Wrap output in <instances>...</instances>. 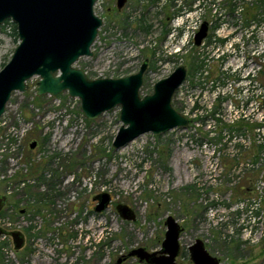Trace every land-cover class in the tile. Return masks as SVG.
<instances>
[{
  "label": "rangeland",
  "instance_id": "rangeland-1",
  "mask_svg": "<svg viewBox=\"0 0 264 264\" xmlns=\"http://www.w3.org/2000/svg\"><path fill=\"white\" fill-rule=\"evenodd\" d=\"M95 12L103 25L93 55L75 66L118 78L148 59L145 95L183 64L188 77L173 105L196 110L194 123L115 149L120 106L87 119L68 92L37 100L32 77L0 118V191H10L0 219L27 236L20 250L0 238V264H146L127 254L159 249L170 215L184 228L181 264L198 238L221 264H264V0H128L121 10L97 0ZM204 22L208 36L197 46ZM4 25L0 70L19 44ZM104 192L113 200L98 213L93 198ZM118 203L136 219H123Z\"/></svg>",
  "mask_w": 264,
  "mask_h": 264
},
{
  "label": "water",
  "instance_id": "water-1",
  "mask_svg": "<svg viewBox=\"0 0 264 264\" xmlns=\"http://www.w3.org/2000/svg\"><path fill=\"white\" fill-rule=\"evenodd\" d=\"M97 0H0V25L6 20L16 24L19 44L10 61L0 70V118L6 111L14 92H27L28 81L37 76L34 91L37 96H57L68 92L81 101V110L87 119H96L116 106L121 107L120 126L113 147L120 149L139 136L152 132L160 135L175 128H187L192 120L173 105V97L187 78L183 64L154 84L152 93L142 95L148 59L136 73L112 78H90L86 71L75 66L83 56H92V46L103 25V18L96 14ZM128 0H117L121 10ZM208 22H204L195 34V44L201 45L208 34ZM1 139V134H0ZM35 142L31 144L33 148ZM96 212L108 208L112 201L109 193L97 194ZM7 196L0 195V210ZM116 209L125 220L133 221L136 213L128 204L118 203ZM167 230L162 248L148 251L143 247L128 255L136 256L147 264H179L176 261L181 250L180 237L184 228L173 216L165 220ZM10 236L14 248L25 246V234L21 230H8L0 226V238ZM192 264H221L219 258L206 248L198 238L189 246ZM119 258L116 264H122Z\"/></svg>",
  "mask_w": 264,
  "mask_h": 264
},
{
  "label": "flooded vegetation",
  "instance_id": "flooded-vegetation-1",
  "mask_svg": "<svg viewBox=\"0 0 264 264\" xmlns=\"http://www.w3.org/2000/svg\"><path fill=\"white\" fill-rule=\"evenodd\" d=\"M194 1H196V2H199V0H194ZM197 6H199V4H197ZM208 26H209V24H208ZM208 31H209V29H208ZM197 33V32H196ZM195 33V34H196ZM207 36H208V34H207ZM206 36V37H207ZM205 37V38H206ZM204 38V39H205ZM194 39H195V35H194ZM203 39V40H204ZM202 43H203V41H202ZM201 43V44H202ZM200 46V45H199ZM149 65V64H148ZM148 69V68H147ZM187 70H188V68H187ZM146 74V73H145ZM187 77H188V75H187ZM144 79H145V77H144ZM185 82V81H184ZM183 85V84H182ZM179 90V89H178ZM178 90L176 91V92H178ZM176 94V93H175ZM191 115H193V116H196V110L194 111V112H192V114ZM188 118H190L191 120H192V123H191V125L193 124V122H194V119H193V117H188ZM36 143V145L33 147V148H35L36 146H37V142H35ZM32 148V147H31ZM32 148V149H33ZM27 193V192H26ZM0 195H5V196H7V201L4 203V205H3V207H2V209L0 210V214H3V212H4V210H5V208H6V206H7V202H8V200H9V197H10V191H8L7 193L6 192H3V191H0ZM96 196V195H95ZM95 196H94V198H95ZM93 198V199H94ZM112 200H113V198H112ZM94 201L96 202V205H97V203H98V201L97 200H95L94 199ZM112 202V201H111ZM95 205V206H96ZM109 207V206H108ZM94 210H95V207H94ZM103 212V211H102ZM16 213L19 215V216H23L24 214H26L27 213V208H20V209H18V211H17V209H16ZM98 213H101V212H98ZM183 232V231H182ZM24 233V232H23ZM25 234V233H24ZM27 238V236H26V234H25V239ZM163 242V241H162ZM25 243H26V240H25ZM181 243V242H180ZM190 246V245H189ZM139 248V247H138ZM144 248V247H143ZM162 248V243H161V247L159 248V249H154V250H148V251H157V250H160ZM136 249V248H135ZM146 249V248H145ZM181 249H182V244H181ZM134 250V249H133ZM208 250V249H207ZM132 251V250H131ZM130 251V252H131ZM188 251H189V247H188ZM129 252V253H130ZM128 253V254H129ZM180 253H181V250H180ZM180 253H179V255H180ZM127 254V257H136V256H129ZM179 255L177 256V258H176V261L179 263V264H181L179 261H178V257H179ZM124 259H123V261H122V264L125 262V260L127 259L126 257H123ZM189 258H190V253H189ZM220 260V259H219ZM140 261V260H139ZM141 262V261H140ZM144 263H146L145 261H143ZM143 262H141V263H143ZM117 263V262H116ZM221 263V262H220ZM147 264V263H146ZM188 264H192V262H191V259H190V262L188 263Z\"/></svg>",
  "mask_w": 264,
  "mask_h": 264
},
{
  "label": "built area",
  "instance_id": "built-area-1",
  "mask_svg": "<svg viewBox=\"0 0 264 264\" xmlns=\"http://www.w3.org/2000/svg\"><path fill=\"white\" fill-rule=\"evenodd\" d=\"M263 46V45H262ZM264 47V46H263ZM253 50H254V47L252 46V49H251V53L252 54H254V53H256V52H253ZM262 52H264V48H263V50H262ZM250 76V74L248 73L247 74V76L246 77H249ZM259 85H258V83H257V81L255 80V79H253V87H258ZM224 93V92H223ZM184 115L185 116H187V117H193V119H194V117L195 116H193V115H189V113H184ZM197 115V114H196ZM194 123V122H193ZM17 136V135H16ZM6 141H9V140H11V139H9V138H6L5 139ZM1 143H2V140H1ZM9 145H11L12 146V149L13 150H16V145L15 144H13V141L12 142H10V143H8ZM4 146H6V144H4ZM5 148H2V151L4 150ZM0 226L1 227H4V228H8L9 227V224L8 223H6V222H3L1 219H0Z\"/></svg>",
  "mask_w": 264,
  "mask_h": 264
},
{
  "label": "trees",
  "instance_id": "trees-1",
  "mask_svg": "<svg viewBox=\"0 0 264 264\" xmlns=\"http://www.w3.org/2000/svg\"><path fill=\"white\" fill-rule=\"evenodd\" d=\"M4 24H5L4 27H5L6 25H8V24H11L15 36L18 35V34H17L16 24H15L14 22H11V21L8 19V20L5 21ZM88 76H89V75H88ZM89 77H90V76H89ZM44 97H45V96H44ZM44 97H38V96H36V99H37V100H41V99H43ZM246 125H248V123H246ZM248 126H250V125H248ZM252 126H253V125H252ZM254 143H256V142H254ZM258 144H259L258 147L261 148V151L264 150V136H262V138H261V140H259V143H258ZM34 168L36 169L37 167H34Z\"/></svg>",
  "mask_w": 264,
  "mask_h": 264
}]
</instances>
